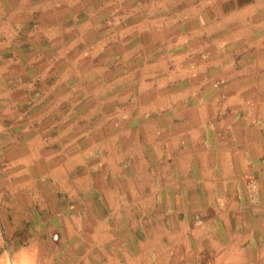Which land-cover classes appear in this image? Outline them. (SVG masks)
<instances>
[{
    "label": "rangeland",
    "instance_id": "rangeland-1",
    "mask_svg": "<svg viewBox=\"0 0 264 264\" xmlns=\"http://www.w3.org/2000/svg\"><path fill=\"white\" fill-rule=\"evenodd\" d=\"M113 7L41 57L42 69L0 104L14 129L0 151V209L12 207L7 195L26 177L43 198L35 208L48 198L52 209L99 215L130 245L149 228L139 216L147 193L158 195L164 213L176 208L179 221L188 209L196 223L203 209L232 205L246 211L243 224H264V0H116ZM234 82L242 103L226 99ZM19 124L28 143L21 149ZM24 161L27 173L15 174ZM47 166L51 184L30 180ZM221 187L236 198L212 199ZM165 222L173 223L167 215ZM14 229L2 237L18 236ZM52 234L55 241L61 232Z\"/></svg>",
    "mask_w": 264,
    "mask_h": 264
},
{
    "label": "crops",
    "instance_id": "crops-1",
    "mask_svg": "<svg viewBox=\"0 0 264 264\" xmlns=\"http://www.w3.org/2000/svg\"><path fill=\"white\" fill-rule=\"evenodd\" d=\"M115 1L0 0V104L11 100L12 89L20 91L25 88L28 72L42 69L36 66L41 57L49 55L57 45L66 47L64 43L76 37L79 25L89 19L91 21L100 9L114 8ZM122 6L125 7V3ZM225 78L232 76L226 75ZM230 85L228 92L223 89L227 101L242 103L238 85L235 82ZM240 109L236 106L231 115L238 114ZM3 112H0V151L5 134L14 130L4 122L9 118ZM244 117L253 120L255 115L249 112ZM158 120L156 116L149 119V140L155 141L159 137L156 134ZM15 128L19 137L16 148L21 149L19 142L27 143V134L23 133L24 127L22 129L20 124ZM253 135L250 133V136ZM226 136L231 135L226 133ZM254 141L248 144L250 148L256 145ZM240 143L236 150L238 153L246 150L243 146L247 143L242 144L241 140ZM194 149L188 142L185 151L189 160ZM229 157H225L226 163ZM23 164L15 174L27 173L28 163L24 161ZM47 168V172L41 170L40 175L29 177L30 180L38 179L41 184H51V177H45L50 173V167ZM20 182L21 191L7 195L14 203L12 207L0 209V264H264V224H243L246 211L235 206L205 208L203 219L196 223L193 222V211L188 209L186 218L179 221L176 208L172 207L169 213H164L166 209L156 202L158 195L147 193L141 199L147 207L142 206L139 216L149 228L143 239H134L131 246L127 241L116 240L114 229L99 215L84 219L82 212L52 209L48 198L46 207L35 208V201L42 202L43 198L35 195L34 188L28 187L26 177ZM234 183L226 185L230 189ZM59 184L63 183L59 181ZM236 195L233 190L221 187L211 198L230 201ZM159 200H165L164 196ZM166 215L171 217L172 224L164 223ZM17 224L18 236L2 237L6 231L16 232L14 226ZM53 231L61 232L58 240H51Z\"/></svg>",
    "mask_w": 264,
    "mask_h": 264
}]
</instances>
